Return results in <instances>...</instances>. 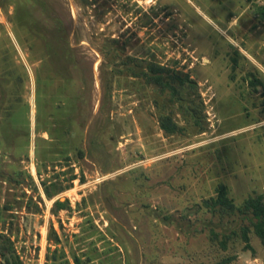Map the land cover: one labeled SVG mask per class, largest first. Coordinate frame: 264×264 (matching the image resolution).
Listing matches in <instances>:
<instances>
[{"label": "rangeland", "instance_id": "374dc122", "mask_svg": "<svg viewBox=\"0 0 264 264\" xmlns=\"http://www.w3.org/2000/svg\"><path fill=\"white\" fill-rule=\"evenodd\" d=\"M37 23L74 51L59 101ZM149 63L197 84L196 121L132 75ZM53 118L70 160L36 132ZM219 185L237 206L264 197V0H0V231L22 264L47 263L51 228L81 264H264L247 219L204 208Z\"/></svg>", "mask_w": 264, "mask_h": 264}, {"label": "trees", "instance_id": "16d2710c", "mask_svg": "<svg viewBox=\"0 0 264 264\" xmlns=\"http://www.w3.org/2000/svg\"><path fill=\"white\" fill-rule=\"evenodd\" d=\"M35 33L42 41V45L44 48V58L43 61L48 64V66L53 68V73L56 74L59 78L63 80L62 85L59 87L60 92L55 97L63 96L67 86L71 81V71L70 67L73 65V49L70 48L68 43H63L64 36H59L55 31H51L45 26H40L39 23L34 24ZM136 72H132V75L135 77H139L143 79V81L147 85L155 86L159 94L164 96L168 94L169 103H179L180 106L184 107L189 115H191L192 119L195 121L196 119V107L194 105L193 100L190 98H183L182 93L185 90L193 91L197 88V84L190 78L188 75L180 76L178 73L174 72V70H169L164 66H160L158 64L149 63L146 67H137ZM132 71V70H130ZM52 79V78H49ZM38 88H37V100L39 99L40 93V81L37 79ZM62 95V96H61ZM64 103L57 102V109L62 108ZM37 118L38 113H41L39 100L37 102ZM29 112V106H28ZM54 117V116H53ZM52 124L50 127H40V122L37 121L36 124V132H43V134H48L51 138V143H53V147L56 148V144L61 148L58 152L56 150L53 151L55 154L64 155L65 160H70L67 152V144L63 140H60L62 135V131L64 128L58 125L56 118L52 119V122L48 121V124ZM198 123V122H197ZM68 129V128H67ZM160 129L165 133V135H173L176 133H180L182 129H180L168 115L160 116ZM69 130V129H68ZM68 132L66 131L65 134ZM27 138H29V128L27 132ZM43 139V138H42ZM46 141V140H45ZM51 152V154L53 153ZM49 153V152H48ZM81 156V152L79 153ZM51 160V157H49ZM37 173L40 176V170L37 168ZM30 179L31 176H29ZM33 181V180H32ZM33 183V182H32ZM43 192L48 199H52L57 194L63 192L64 188H56V184H53L49 190V187L46 186L45 182H42ZM204 208L208 209L213 214H218L221 217L225 216H233L235 214L241 215L243 218L247 219L250 224V227L253 233L260 239L261 243L264 245V197L262 195H258L253 198H249L245 200L240 206H237L232 199L228 196V191L225 185H219L216 189V197L210 198L208 200H204L203 202ZM37 208V207H36ZM69 208V203L66 200L65 202H61L60 200H56L53 202L52 213L57 214L61 210H65ZM38 209V208H37ZM249 228H243L241 232V238L243 243L245 244V249L250 250V240H249ZM212 239H217V234L214 231H211ZM48 240L47 247V263L46 264H81L80 260L73 256L72 261L67 259L65 253L58 248L60 244V239L57 235V232L51 228ZM219 245L222 250H227V236L225 239H222L219 242ZM53 247V250H52ZM0 264H22L14 243L11 239L0 231ZM235 261V257H227L223 259L221 262L217 264H233Z\"/></svg>", "mask_w": 264, "mask_h": 264}, {"label": "crops", "instance_id": "0c3cea01", "mask_svg": "<svg viewBox=\"0 0 264 264\" xmlns=\"http://www.w3.org/2000/svg\"><path fill=\"white\" fill-rule=\"evenodd\" d=\"M29 106V105H28ZM29 111H30V106H29Z\"/></svg>", "mask_w": 264, "mask_h": 264}, {"label": "bare ground", "instance_id": "6f19581e", "mask_svg": "<svg viewBox=\"0 0 264 264\" xmlns=\"http://www.w3.org/2000/svg\"><path fill=\"white\" fill-rule=\"evenodd\" d=\"M35 173V172H34Z\"/></svg>", "mask_w": 264, "mask_h": 264}]
</instances>
